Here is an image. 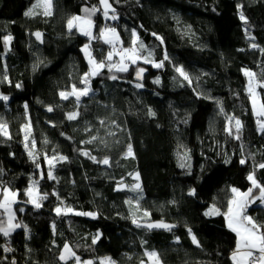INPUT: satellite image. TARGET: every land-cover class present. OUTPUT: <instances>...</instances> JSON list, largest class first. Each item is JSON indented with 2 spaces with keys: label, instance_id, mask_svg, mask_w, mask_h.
<instances>
[{
  "label": "trees",
  "instance_id": "16d2710c",
  "mask_svg": "<svg viewBox=\"0 0 264 264\" xmlns=\"http://www.w3.org/2000/svg\"><path fill=\"white\" fill-rule=\"evenodd\" d=\"M38 1L0 0V96L8 97L0 100V121L11 137L0 134V189L18 193L12 207L21 225L9 236L0 233V264H65V244L80 258L67 264H144L152 251L162 264H234L236 234L224 215L205 213L213 207L226 212L232 188H252L247 214L264 223L260 188L248 179L254 175L264 186V131L243 72L264 83V0H111L114 21L98 0H52L51 16L25 15ZM86 8L99 9L90 16L95 33L111 25L122 46H135L144 61L109 71L108 45L67 26L73 16H87ZM6 36L12 37L8 44ZM86 45L108 64L87 85ZM73 86L91 89L78 104L60 97ZM258 93L264 101V88ZM72 112L77 119L67 118ZM229 117L241 121L239 133ZM27 124L33 151L24 144ZM53 156L67 158L53 161L55 180L48 177ZM105 158L108 165L98 162ZM33 182L46 196L40 208L25 194ZM133 220H163L177 229L150 232ZM0 223L7 225L2 209Z\"/></svg>",
  "mask_w": 264,
  "mask_h": 264
},
{
  "label": "snow or ice",
  "instance_id": "6c2138e0",
  "mask_svg": "<svg viewBox=\"0 0 264 264\" xmlns=\"http://www.w3.org/2000/svg\"><path fill=\"white\" fill-rule=\"evenodd\" d=\"M99 3L103 6V15L105 17H108L109 10L115 12V9L112 8V5L109 3V0H99ZM41 4L43 6V15L45 16H51L52 15V0H41ZM96 11H99L97 8L92 9H84V12L88 15L85 17L80 16H73L68 21V28L71 30L73 27H78V29L82 32V34L92 37V27L93 22L90 19V16L94 14ZM34 11L26 12L25 15L32 16L35 15ZM117 17L113 15L111 19H116ZM240 19L247 23V19L244 17L243 13L240 15ZM109 34L110 37L109 38ZM133 35L135 36V32H133ZM35 36L37 39H40L42 34L40 32H36ZM101 37L105 38V43H109L112 45L113 50L108 53L107 59L110 61L113 57V55H119L121 58V62L119 64L110 65L109 71L113 67L116 68L117 71H127L128 66L124 63L125 60L131 61L133 64L136 63L137 59H140L141 57L138 55L137 49L135 47L132 48H117L116 45L120 43V38L118 33L114 28H108L105 29L100 33ZM159 39V37H157ZM11 36H6L4 38L5 44H8L11 41ZM136 44V40H133V45ZM253 47H256L255 44L252 45ZM141 47L143 45L141 44ZM88 46H85V53L89 58V64L92 65V70L89 73H86L83 78V83L86 85L88 84V78L90 76H95L98 74L100 69H103L105 67V64L103 62H97L95 59L91 57V53L87 50ZM264 51V50H262ZM165 59H167V56H165ZM145 62H148L145 60ZM163 66V63H156L155 67L160 68ZM144 71V69H139L137 72V78H140L141 73ZM176 71L184 78V80H187L189 83H191V80L189 78V75L185 72V70L182 67H177ZM245 76H247L248 79V86L247 91L249 93V96L251 98L252 108L254 114L258 117L257 123L259 124L262 131H264V120H261L259 118L264 117V101H261L259 99V93L257 92V87L264 88V83L260 82L256 78V73L252 71L245 70L244 72ZM112 79H116L117 77L112 76ZM156 83H159V81H155ZM142 84H137L136 87H142ZM17 87H20L19 84H17ZM90 87H84L82 89H78L75 86L72 87L70 92H61L60 97L62 99H68L69 97H74L76 103L78 104L80 102L81 97L87 96L90 92ZM7 96H0V100H7ZM27 108V105H25ZM48 111L51 112L53 109L51 107L48 108ZM79 113L78 112H72L69 113L67 118L69 120H75L77 119ZM235 119L234 117H229V122ZM103 123V121H101ZM235 125H236V131L239 133L240 129L242 128V123L239 119H235ZM29 130V125H25V131ZM229 132H231V129H229ZM0 134H3L5 136H8V138H11L7 131V126L3 122H0ZM27 135L25 136V140H27ZM239 139V136L236 137ZM95 139V137H93ZM89 143L91 141H88ZM27 147V144L25 145ZM84 155H89V153L85 152ZM29 155L32 156L33 154L29 152ZM128 156H132V147L131 145L128 146L127 151ZM93 161H96V157H90ZM65 160L66 157L60 156L48 159L49 164V172L48 177L49 179L55 180L56 177L53 175L51 168L53 166L54 160ZM100 163H103L105 165L109 164V160L105 158L102 161H98ZM240 163H245V161L242 159ZM182 167L184 165H181ZM39 167V165H37ZM260 168H264V164L259 165ZM136 180H139V173L135 174L134 177ZM248 179L251 181L253 188H260V195L256 198L264 202V186L260 185L254 175H249ZM137 189H140V184L137 183L132 186V190L135 191ZM231 191L234 193L233 198L229 201V206L227 208V211L224 213H221L219 209L213 207L210 212L205 213L206 215H224L227 227L236 234L238 237L236 248L233 251L231 255V259L234 262V264H264V223L257 222L252 216L247 214V208L250 203V197L252 194V188H249L247 192H241L240 190L236 188H232ZM29 197L30 203L33 204L35 208L42 207V204L40 203L41 200L45 199L46 196H40L38 193V190L36 189V184L33 182V185L29 187L25 193ZM190 195H195V190L193 189L190 193ZM0 196H2V199H0V209H2L5 213H7V225L5 226L3 223H0V233H2L4 236H9L10 233L16 229L21 227L19 223H13L15 221L16 216L13 212V204L17 202V196L18 193L12 191L11 189H5L3 193H0ZM254 202V201H252ZM128 203H131V201H128ZM20 211H23L21 208ZM56 213L59 215L62 211L61 208L57 207L55 209ZM68 212H71L72 209H67ZM76 215H87L95 217V213L87 212V213H75ZM145 215H148L147 212H145ZM133 223H136L135 220H133ZM139 226V225H138ZM148 228H165V229H171V225H167L164 223L159 224H152L149 223L146 225ZM26 227V226H25ZM54 227V226H53ZM191 231V230H189ZM96 239H98V236L93 239V243L96 242ZM194 243H198L196 241V237H192ZM65 255H61L60 259L65 261V264H67V260L69 258H75L77 262H79L80 258L75 255L72 248L68 245H64L63 249ZM149 260L152 261V264H161L159 254L155 251L146 253ZM108 264H111L109 261ZM143 264V262H142Z\"/></svg>",
  "mask_w": 264,
  "mask_h": 264
},
{
  "label": "rangeland",
  "instance_id": "374dc122",
  "mask_svg": "<svg viewBox=\"0 0 264 264\" xmlns=\"http://www.w3.org/2000/svg\"><path fill=\"white\" fill-rule=\"evenodd\" d=\"M29 11H34L35 13H37V11H41V12H43L44 11V9H43V6H42V4H41V0H39ZM113 15L112 14H108V17H107V19H109V20H112V21H114L115 19H111V17H112ZM74 28V27H73ZM77 29H78V27H76ZM108 28H113L111 25H109V24H104L103 25V27H102V30L99 32V33H95V28H94V24H93V27H92V37H91V39L92 40H99V39H101V41H103L104 43H105V38L104 37H101L100 36V33L102 32V31H104L105 29H108ZM79 30V29H78ZM80 31V30H79ZM117 32V31H116ZM80 33L82 34V32L80 31ZM118 33V32H117ZM83 36H86V35H84V34H82ZM86 37H88V38H90L89 36H86ZM109 38H111L110 37V34H109ZM134 40H136V43H137V37L135 36L134 37ZM105 44H107L108 45V47L110 48V52L113 50V48H112V45L111 44H109V43H105ZM88 46V45H87ZM116 47L119 49V48H124L123 46H122V42H121V40H120V43L119 44H117L116 45ZM132 47H135V46H132ZM132 47H130V48H132ZM136 48V47H135ZM124 49H127V48H124ZM137 49V48H136ZM87 50L91 53V57L93 58V59H95L96 61H97V59L94 57V55H93V51L90 49V46H88V48H87ZM137 52H138V50H137ZM83 53H84V56H85V58H86V60L88 61V63H89V58H88V56L86 55V53H85V47L83 48ZM139 55V54H138ZM140 56V55H139ZM148 58L149 57H146V59L148 60ZM108 60V59H107ZM138 61H144V59L141 57L140 59H137V61L136 62H138ZM98 62V61H97ZM121 62V58H120V56L119 55H113V57H112V59L109 61L108 60V62L107 63H110L109 65H115V64H119ZM104 63V62H103ZM107 63H104L105 65H107L108 66V64ZM124 63L125 64H127V66H128V68H129V66H130V64H132V62L131 61H129V60H125L124 61ZM89 66H90V71L92 70V65H90L89 64ZM113 68H115V67H113ZM100 70H102V69H100ZM99 70V71H100ZM247 70V69H246ZM89 71V72H90ZM248 71H250V70H248ZM243 72H245V69L243 70ZM244 76H245V74H244ZM246 77V81H247V85H246V88H247V86H248V77L247 76H245ZM257 92H258V87H257ZM67 92H70V91H67ZM249 94V93H248ZM250 97V96H249ZM259 99L261 100V97H260V94H259ZM250 100H251V98H250ZM252 104V103H251ZM256 116V115H255ZM1 122V121H0ZM28 125V124H27ZM7 126V125H6ZM7 131H8V134L10 135V132H9V127L7 126ZM259 131L260 132H262V130H261V128H260V126H259ZM30 134H31V129H30V127H29V130L27 131V133H26V131H25V126H24V128H23V135H24V144L26 145L27 144V148L29 149V150H31V151H33V150H35L34 149V145H33V142H32V140H31V137H30ZM27 135V140H25V136ZM5 136V135H4ZM6 137H8V136H6ZM32 186V185H31ZM30 186V187H31ZM36 189H37V187H36ZM38 190V189H37ZM38 193H39V191H38ZM39 195H40V193H39ZM233 196H234V193L232 194ZM233 196H232V198H233ZM28 197V196H27ZM231 198V199H232ZM0 199H2V197L0 196ZM28 201H29V197H28ZM30 205H32L33 206V204L32 203H30V202H28ZM13 212H14V210H13ZM6 215H7V213H6ZM13 223H16L15 221H13ZM18 228H16V229H14L12 232H14L15 230H17ZM11 232V233H12ZM2 234V233H1ZM148 253V252H147ZM62 255H65V253H64V251H63V253H62ZM146 257H147V262L146 263H144V264H152V261L151 260H149V258H148V256L146 255ZM70 259V258H69ZM111 262V264H116L114 261H111V260H108V259H103V260H101V263L102 264H108V262ZM79 264H91L90 262H80ZM162 264V263H161Z\"/></svg>",
  "mask_w": 264,
  "mask_h": 264
},
{
  "label": "water",
  "instance_id": "95a60500",
  "mask_svg": "<svg viewBox=\"0 0 264 264\" xmlns=\"http://www.w3.org/2000/svg\"><path fill=\"white\" fill-rule=\"evenodd\" d=\"M109 3L111 4V0H109ZM98 4H99V7H100V9H101V11L103 13L104 9H103V6L99 3V0H98ZM112 8H113V6H112ZM109 14H115V12L109 10ZM149 223H152V224L164 223V224H167V225H171L173 227H171L170 230L169 229H165V228H159V227H157V228H148L146 225L149 224ZM134 226L136 228L144 229V230H147V231H150V232H171V231H174V230L177 229V226L176 225H174L172 223H169V222H165L163 220H155V221H147V222H138V223L134 224Z\"/></svg>",
  "mask_w": 264,
  "mask_h": 264
},
{
  "label": "built area",
  "instance_id": "2783aa9c",
  "mask_svg": "<svg viewBox=\"0 0 264 264\" xmlns=\"http://www.w3.org/2000/svg\"><path fill=\"white\" fill-rule=\"evenodd\" d=\"M4 246H5V248L8 250V251H10V252H14V247L12 246V244H11V242H10V240L9 239H7V240H5L4 241ZM22 261L20 260V259H15L14 260V264H23V263H21Z\"/></svg>",
  "mask_w": 264,
  "mask_h": 264
},
{
  "label": "crops",
  "instance_id": "0c3cea01",
  "mask_svg": "<svg viewBox=\"0 0 264 264\" xmlns=\"http://www.w3.org/2000/svg\"><path fill=\"white\" fill-rule=\"evenodd\" d=\"M0 193H1V189H0ZM237 239H238V237H237ZM147 253V252H146Z\"/></svg>",
  "mask_w": 264,
  "mask_h": 264
}]
</instances>
